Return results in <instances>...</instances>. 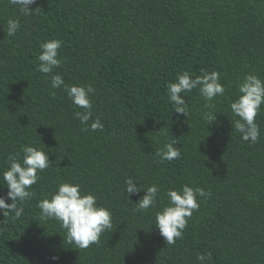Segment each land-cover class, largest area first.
<instances>
[{"label": "trees", "instance_id": "obj_1", "mask_svg": "<svg viewBox=\"0 0 264 264\" xmlns=\"http://www.w3.org/2000/svg\"><path fill=\"white\" fill-rule=\"evenodd\" d=\"M30 9L23 14L0 0V174L25 145L53 163L19 218L0 212V264H199L204 253L206 264H264V104L255 144L241 139L230 108L246 75L264 79V0H36ZM9 19L20 23L11 37ZM51 39L62 41V62L43 74L40 45ZM202 70L220 73L225 94L206 101L198 88L181 93L188 115L173 112L168 84ZM56 73L65 85L93 87L102 130L82 131L74 113L83 110L63 86L51 87ZM173 139L180 157L161 162L155 150ZM129 177L142 189L131 201ZM69 181L112 213V229L87 249L69 243L37 207ZM152 184L160 187L156 207L135 211ZM185 184L211 195L169 245L156 213L167 191ZM7 191L0 175V196Z\"/></svg>", "mask_w": 264, "mask_h": 264}, {"label": "clouds", "instance_id": "obj_2", "mask_svg": "<svg viewBox=\"0 0 264 264\" xmlns=\"http://www.w3.org/2000/svg\"><path fill=\"white\" fill-rule=\"evenodd\" d=\"M9 3L17 7L21 13L28 14L32 10L30 6L36 0H9ZM20 28L16 19H9L7 22V35L14 36ZM62 41L51 39L42 42L41 52L38 56V71L43 74H50L61 66L59 49ZM63 86V90L72 103L83 111H76L75 117L83 125L82 131L102 130L104 125L100 118H93V103L91 94L94 89L91 85H65L62 75H52L51 87L57 89ZM199 89L200 95L206 101H212L217 96L225 94V88L220 82V73H211L202 70V74L193 78L189 72L184 71L178 75L174 83L167 86V95L172 104L173 112L187 116L189 109L181 93L191 92ZM238 97L230 104L232 113L238 117L234 127L245 142L258 143L260 139V126L256 117L264 104V79L258 75H246L238 85ZM206 107H214L206 104ZM208 119L212 122L215 115L209 114ZM176 140L165 144L162 148L155 150L154 155L160 161H172L179 158L181 152L175 147ZM20 153L9 154L7 157L8 168L3 171L2 180L7 186V196H0V212L6 217L14 213L16 218L23 214L22 202L31 198L34 193L31 186L39 180V174L49 168L52 161L49 155L42 148L25 145ZM125 195L128 200L134 194L141 192V187L131 178L125 180ZM144 191V195L135 202V211L147 212L155 208L158 203L160 187L152 184ZM210 192L200 187H190L185 184L178 189H169L166 193L168 204L163 206L156 213L155 226L159 229L160 235L165 239L166 244H174L177 239L182 238L183 230L186 228L188 219L195 210L200 207L199 200L207 198ZM6 199L12 202L7 203ZM18 203L20 206L18 207ZM42 219H55L62 228L66 230L69 243H74L78 249H87L92 244L100 242L101 235L112 229V213L109 208L97 203V197L91 192L84 193L81 185L74 182H61L50 198L38 201ZM57 259V257H53ZM199 264H206L211 260L210 253L198 255Z\"/></svg>", "mask_w": 264, "mask_h": 264}]
</instances>
